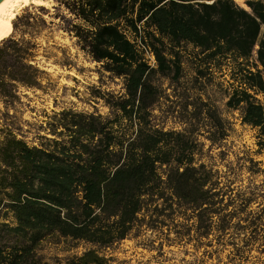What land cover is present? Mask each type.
<instances>
[{"label": "trees", "instance_id": "16d2710c", "mask_svg": "<svg viewBox=\"0 0 264 264\" xmlns=\"http://www.w3.org/2000/svg\"><path fill=\"white\" fill-rule=\"evenodd\" d=\"M52 1V12L24 8L0 40V264H107L101 250L166 225L168 242L203 248L212 264H264V207L250 209L253 194L230 193L195 158L201 130L209 145L222 138L220 117L182 84L185 53L193 82L228 66L225 105L255 129V151L264 154V102L255 97H264V0H244L247 8L233 0ZM51 26L122 90L92 88L103 114L51 110L29 144L15 113L25 91L52 85L35 41L50 38ZM45 48L47 61L55 55ZM52 62L70 66L67 57ZM166 119L179 128H164ZM247 161L264 199V167ZM44 243L64 255L47 258ZM78 243L88 246L67 253Z\"/></svg>", "mask_w": 264, "mask_h": 264}, {"label": "rangeland", "instance_id": "374dc122", "mask_svg": "<svg viewBox=\"0 0 264 264\" xmlns=\"http://www.w3.org/2000/svg\"><path fill=\"white\" fill-rule=\"evenodd\" d=\"M238 5L247 8L244 0H233ZM40 5L52 12V0H41L33 4L18 9L16 15L22 13L24 8L30 9L32 6ZM48 21L49 16L43 15ZM56 21V20H54ZM12 22V21H11ZM10 22V23H11ZM7 30L0 36L3 40L10 32ZM50 38L39 36L35 41L39 44L38 56L40 63L48 72L52 85L46 92L40 90L25 91V96L20 98L15 113L16 124L21 129L23 139L31 144L36 142L37 135H43L45 115L51 110L59 108H73L76 110L91 111L93 107L100 113H105L106 108L100 101L91 98L92 88L100 91H110L114 94L121 92V80L111 78L107 73L97 70V65L89 61L73 44V38H69L65 33L58 30L55 26L50 27ZM55 56L47 61L41 58L43 48ZM189 48V47H188ZM67 57L70 61L68 68L52 62L53 59ZM183 78L184 87H194L202 99L212 104L215 108L214 113L220 117L222 138L216 145H209L210 142L205 138V132L201 130L196 136V141L200 146V156L198 162L204 163L212 171L216 172L220 185L229 186L230 193L238 192L242 196L253 194L255 200L249 205L250 209L264 207V199L260 197L263 191L256 187L259 183V176H248L244 167L248 165V158L259 161L258 166L264 167V154L257 153L255 145V129L239 120L237 110L226 107L225 101L227 93L230 91L229 70L224 66L220 71L211 70L209 82L206 84L192 81L191 56L184 54ZM165 86V81H161ZM255 97L264 102L261 94ZM154 114H158L155 110ZM164 128L178 129V125L173 124L171 119H166ZM171 226H162L158 229L141 228L137 237L125 238L114 243L109 249L101 250L106 257H110L107 264H212V259L202 254L203 248L195 249L186 242H168L167 238L173 237ZM88 245L78 243L77 246L67 253H79ZM227 248L219 252L223 258L227 253ZM42 253L48 258L51 256L61 257L64 254L59 252L58 247L44 243ZM252 255L256 251H251Z\"/></svg>", "mask_w": 264, "mask_h": 264}, {"label": "bare ground", "instance_id": "6f19581e", "mask_svg": "<svg viewBox=\"0 0 264 264\" xmlns=\"http://www.w3.org/2000/svg\"><path fill=\"white\" fill-rule=\"evenodd\" d=\"M41 0H0V36L7 30L18 9L29 2L36 4Z\"/></svg>", "mask_w": 264, "mask_h": 264}, {"label": "built area", "instance_id": "2783aa9c", "mask_svg": "<svg viewBox=\"0 0 264 264\" xmlns=\"http://www.w3.org/2000/svg\"><path fill=\"white\" fill-rule=\"evenodd\" d=\"M256 48V46H254L253 50H252V56L251 57H254V49ZM142 51H143V57L146 59V61L149 63V64H152L153 63V56L151 54V52L149 51V49H146L144 47L141 48Z\"/></svg>", "mask_w": 264, "mask_h": 264}]
</instances>
